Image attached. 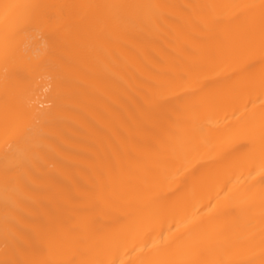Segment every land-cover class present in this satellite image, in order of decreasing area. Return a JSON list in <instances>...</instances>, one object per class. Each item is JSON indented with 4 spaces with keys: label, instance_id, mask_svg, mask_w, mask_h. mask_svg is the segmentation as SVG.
<instances>
[{
    "label": "bare ground",
    "instance_id": "1",
    "mask_svg": "<svg viewBox=\"0 0 264 264\" xmlns=\"http://www.w3.org/2000/svg\"><path fill=\"white\" fill-rule=\"evenodd\" d=\"M0 264H264V0H0Z\"/></svg>",
    "mask_w": 264,
    "mask_h": 264
}]
</instances>
